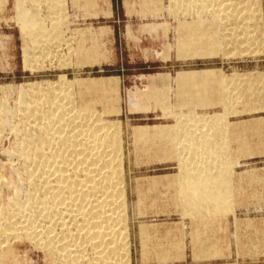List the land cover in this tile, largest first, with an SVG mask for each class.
<instances>
[{
	"label": "rangeland",
	"instance_id": "obj_1",
	"mask_svg": "<svg viewBox=\"0 0 264 264\" xmlns=\"http://www.w3.org/2000/svg\"><path fill=\"white\" fill-rule=\"evenodd\" d=\"M90 1L91 0H83L84 4L82 5L81 0H78V2L74 4L73 10H71L69 8L70 0H21L23 6L29 9L30 7H37L35 5H38V8L40 9H38V13L43 15L41 17L46 22V28L48 30L52 29L50 30L51 32H58V35L60 36L57 38L54 34L51 36V38H49L52 39L53 42L52 40L49 42L48 39V44L46 43V40H43L44 42L42 41V46L44 48H46L48 45L49 46L44 51V54L42 53L43 55L40 56V58L38 57V53H36L37 58L30 68L24 67L25 63L23 59V48L26 45L25 43H27L29 46L32 41H30L28 37L25 40L26 42L23 40L25 38L22 36L23 32L20 29L19 22L16 17L17 0L0 1V112L3 110V108L11 112V115L8 118V126L4 128L2 133H0V171L3 175L5 174L4 177H8L9 180L11 177V180L19 181L20 184H22V195H26V193L30 191V186L29 183H27V178L25 175V166L27 164L26 162L24 163V160L21 157V159H19L14 154L16 153L14 151L16 148L15 146L17 145L19 148L21 145L19 143L21 141L20 138L23 137V135L17 136L12 132L14 127L19 129L21 126H23L24 130L29 127L28 122L24 120L22 115L25 108L24 104H30L36 99L35 97L38 94L48 92V84L57 83L59 78L63 76H65L66 79L73 81L75 84L78 81H83L88 84L92 83L93 81H101L103 82L102 87L104 86L105 90L104 88H94L87 92L84 90L80 91L78 90L79 88L76 87V94L78 97L80 96L79 93L82 92V95L84 94L92 97L93 105L91 104V106L95 105L98 112L110 115L107 117L109 121L121 122V131L123 132L127 197L129 208L131 207L129 211H137L136 207L138 204L140 206L139 210L142 215H152L153 217L158 214L166 215L158 218H143V220H140V222H145L148 224L162 223L165 225L166 223L170 224L174 223V221H180V216L171 215L180 213V211L183 209L181 208L182 206L180 203H182V205L185 203L184 199L182 200L179 195L182 193L179 192L184 191V189H180L185 187L187 181L183 179L180 180V178L178 179L177 175L181 176L188 174L187 172L190 170V168H194L193 166L186 167L189 165L188 163L193 165L195 161L197 165H199V163L201 164V162H204L201 161V159L199 161L197 154L201 153L200 155H202V153L208 149L209 145L215 146L213 148L214 151L213 149H208L211 153L208 152V150L206 151L208 154L210 153L211 157L208 159V161L210 160L211 162L209 161L208 163H217L216 161H222L223 165H221V167L225 173L230 176L231 180L228 179V181L233 185V187H235L234 189L232 187L233 196L230 198L231 202H228L224 205L226 207L228 206L229 209L225 207L224 210L223 206V208H221V210H224L222 211L223 213L220 212L218 215L220 218L219 221L222 222L220 224L221 231H224V229L228 227L226 225H231L232 236L234 232L233 221L235 218H237L239 222H243L245 219L250 218L264 219V128L261 129L263 133L261 136L262 141L261 139L259 140L258 136L254 133L248 132L247 134H237L234 130V128L238 127L242 129L248 125H246V123L242 124L241 122H243V120L247 121V119H255L257 122H264V75L261 74L258 76L259 78H256L259 79L257 80L259 83V99L254 95L251 97V94L247 93L252 92L253 94V92H255V89L252 88V85L255 84L254 80L251 79L242 83V80H245L238 78L235 79L234 77L236 75L234 74L226 76L236 71L237 65L234 64L236 61L245 60L248 61L245 62V65L241 66V68L264 73V0L260 1L259 6L257 5L256 0H218V3L223 4L225 7L226 5L228 6V3L229 5L237 3V7H241L240 9L242 11L240 12L242 13L241 15L236 16L237 18L230 19L229 23L231 22V25L228 27L230 28L231 26L241 31L242 35L239 37L240 41L237 40L236 43L238 45V42H244L243 44H239L240 48L242 49H240L242 53L238 56H231L228 59L224 58L221 53L215 58L200 57V55L199 57H194L191 56L192 54L184 56L170 55V49L174 50L178 44V32L176 29L178 25L175 26L169 24L173 18H181L182 16V18H184L188 23H195L199 20L211 19L209 13H206L208 15H205V13L202 14L203 17L198 15L200 18L192 13L187 14L186 12L183 14L184 8H186L185 10L188 11H196V9H198L195 6L190 7L187 5L188 3H192V1L143 0V3L140 6H143L144 9L133 12L122 11L91 14L74 13L76 10H78L77 8L88 6L91 3ZM214 1L217 3V0ZM214 1L213 3H215ZM61 4L63 7L65 4L64 9H62L63 7H57L61 6ZM173 4H180L181 8L178 6V8H172V11L170 7ZM258 7L262 11V21H260L259 15L255 16V14L252 12L259 9ZM93 9L97 8L93 6ZM251 14L253 16H251ZM245 16L249 17L245 18ZM53 22L57 24L54 25ZM220 22L222 25L219 26V30H221L219 33H222L223 26L225 25L226 21L219 20L218 24H221ZM126 25H129L130 28H127ZM224 28L228 29L225 26ZM101 33L102 35L100 36ZM49 34L51 33L49 32ZM181 35L182 34L180 31V37ZM92 36L95 38V40L94 38H89ZM60 40H62V43ZM246 40L247 43H249L247 45ZM234 41L232 40L233 43H235ZM66 43L72 47L73 51L69 49L68 52ZM93 44H97V46H99L98 50L102 58L98 57V59L93 63L86 62L84 64H77L78 58L75 55V50H77L79 46L81 50H86ZM100 44L102 47H100ZM187 50H190L189 52L193 51L191 48ZM185 51L186 50L184 49L182 53ZM36 52H38V50H36ZM215 69H220L222 74L224 73L223 75L226 79L231 80L232 78L234 79L233 81L237 80L236 82H238L236 86L232 87L233 84H231L230 87L232 88L229 87L231 90H228L227 93L230 94L228 96H232L228 97V99L231 101L230 104L228 102L227 107L226 105L220 103V101H216V103H210V106L205 108L197 106L194 107V103H188L191 101V97L187 102V98L189 97V95H187L188 93H186L185 96L184 94L180 95V93H178L180 89L176 82V78L179 73L185 71ZM165 75L169 78V80L164 84L157 85L158 87L154 86V79ZM154 87H157V89H155L156 91H153L156 96L152 94L154 95V98H151L150 102L143 99L144 95L146 96V94H148L147 92ZM21 98L25 99V103H23V99ZM107 101H110L111 103L108 104ZM77 103L81 104L79 98ZM186 103L190 104L192 107L190 108V106ZM225 107L227 112H233L231 118H227L226 123H222L221 125H217V127L213 128L207 127V125L204 128V126L201 127V125L198 124L199 122L197 123V121L201 119L202 115L209 116L216 113H224ZM164 108L166 109L164 110ZM255 108L256 113L251 114ZM191 115L194 116L195 119H186V116L189 117ZM176 117H180L181 121ZM189 122L190 124L192 123L191 125L193 126H191ZM193 122H195V124ZM140 126L147 127V133L142 136L143 138H140L141 140L137 139L136 142V139L134 138L135 132L133 131ZM156 127L170 129L174 128V131L179 133V135L176 134L178 137L183 135L184 139L193 138L194 140L196 139L198 143H190L189 146H187L189 143L180 146L173 145V143H171V147L170 145H167L165 140L163 141L159 139L155 143L153 142L152 136L157 132L155 129ZM184 129H186V131ZM234 132L236 134H234ZM22 133L24 134V132ZM258 133L259 132H257V134ZM199 136L201 137L199 138ZM213 137L217 138V140L221 138L220 140L222 141L216 140L215 142V138ZM204 140L209 141L207 143V141L205 142ZM151 142H153V144ZM217 143L220 145V147L221 144L222 146L224 145V147H221L223 150H221L223 153L226 151L225 155L223 156H227L224 158L221 156L220 159V155L217 153L219 157H217L216 160L214 155L215 152H217L216 147L219 146ZM154 144L155 146H153ZM254 144L256 147H253ZM175 146L179 147L178 152L180 151L179 153H182L180 154V157H178L179 153H177ZM181 146L182 148H185L186 146L187 147L182 149ZM200 146L202 147L203 152ZM198 147L200 149H198ZM205 147H207V149ZM239 147L243 148L242 151L237 150ZM193 148L194 150L198 149L197 154L196 151L193 153ZM204 148L206 150H204ZM186 150L189 151V153ZM195 155H197L196 158L194 157ZM185 156L187 160H185ZM189 156L192 157L193 160L192 158H189ZM224 163H227L226 167ZM212 166L213 165H210L211 168ZM183 171L185 172L183 173ZM191 171H193V169L189 172L191 173ZM1 173L0 176L3 178ZM151 183L153 186H145V184ZM238 186H240L241 189L238 188ZM9 191L10 190L7 191V189H5L3 192L4 194H2V197H4L3 205L7 202L5 200L10 198L11 191L10 195L8 194ZM188 195L191 196V194ZM178 196L181 200L178 199ZM195 196L197 197V195ZM187 198H185V200ZM137 200L139 203L141 201V203H137ZM185 202H187V200ZM249 205L263 208L258 211H246L245 208H249ZM235 210H237V212H235ZM212 217L214 216L211 215L207 218ZM137 222V226H133L131 222L128 223L130 227V256L128 261L126 260V262H120V264H145L146 261H148L146 263L159 262L157 261L159 258L158 255L164 253L163 249L166 246L172 248L174 246L180 245L179 243H181V245L185 243L189 250L190 237H188V232H186L187 240L183 241L180 230H168L166 232L167 234H171V236L174 235L176 237L180 236L181 238L180 240H166L165 233L161 234L158 227L152 226L150 228V232H147L149 236L146 234L144 235V237L148 239L147 247L148 250L151 249V252L146 253L148 256L146 255L143 260L142 254L140 253L141 239L139 238V223ZM167 227L165 230L168 229ZM59 231L60 229L57 228L56 232ZM241 236L243 237L241 238L242 243H239L241 245H238L239 249H236L235 247L233 236L232 240L230 238V241H228V245L226 241L227 239L223 238V244L225 245L223 247L224 250L220 256H218V258H223V260L218 262H190L187 264H264V238L261 236L256 237L255 235L253 237L250 235V237L247 238L245 232L242 233ZM149 239L152 242H149ZM245 239L248 242V246L246 245L247 242H245ZM250 239H253V241H250ZM10 249H12L13 252ZM41 249L36 247L29 240H14L9 247V250L13 255H7L8 257L4 256V258L7 257V259L0 258V264H67L61 262L62 260L56 255H50L49 257L47 252L43 248ZM94 257L95 255H93L92 251L89 250L86 252V258H88L90 261H93ZM177 259H181V257H178ZM190 259H188V262ZM84 264L88 263L85 262Z\"/></svg>",
	"mask_w": 264,
	"mask_h": 264
},
{
	"label": "bare ground",
	"instance_id": "obj_2",
	"mask_svg": "<svg viewBox=\"0 0 264 264\" xmlns=\"http://www.w3.org/2000/svg\"><path fill=\"white\" fill-rule=\"evenodd\" d=\"M174 1H178V0H174ZM189 1H192V3H188L187 4L188 6L190 7L195 6L198 9H196V11H192V10L188 11V10H185L186 8H184L183 14L187 12V14L192 13L196 16L198 15L202 16V14L204 13L205 15H208L206 13H209V15L211 16V19L210 20H199L198 22H195V23L183 22L181 27L179 26L180 28L178 29V30L181 29L180 31L182 34L181 37L179 38L180 42L178 45L179 46L178 50L179 49L180 50L178 52L182 53L184 49L187 50L191 48L193 49V51L191 50L192 55L191 54L190 55L194 57L195 56L199 57L200 55V57L215 58L216 56H218V54L221 53L224 56V58L228 59L231 56L240 55L242 53L241 52L242 49L240 48L239 44L241 43L243 44L244 42H241V43L238 42V45H237L236 41L237 40L240 41L239 37L242 35V33L237 28L235 29L231 26L230 28L228 27L229 25H231V22L229 23L230 19H235L237 18L236 16L242 14L240 13L242 12L240 9L241 7L240 8L237 7L238 6L237 3L233 5H229L228 3V6L226 5L225 7L223 4H219L218 0H217L218 4L214 0H212V2L211 0H189ZM213 1L215 3H213ZM260 1L261 0H256L258 6L260 5ZM35 6L37 7H30L29 9L23 6V4L21 3V0H17L16 17L19 22L20 29L23 32L22 36L25 38L23 40L24 42H26L25 40L28 37L29 40L32 41V43L30 44L31 46L30 45L28 46L27 43H25L26 45L23 48V59L25 63L24 67L26 68L32 67V64H34L33 62L37 58L36 53H38V57L40 58V56H42L44 54V51L48 48L49 45L46 48L42 46L43 40L47 41L54 34L57 38L60 37L58 35V32L57 33L56 31L51 32L50 30L52 29L48 30L46 28V24H45L46 22L41 17L43 15L38 13V9H39L38 5H35ZM178 6L179 8H181L180 4L178 5L173 4L170 7V9L178 8ZM57 7L62 8L63 6L61 4V6H57ZM64 7H65V4H64ZM64 7L62 9H64ZM255 11H252L253 14H255V16L259 15L260 21H262L261 9L259 8ZM251 16L253 15L251 14ZM248 17L249 16L247 17L245 16V18H248ZM217 19H218V22L219 20L226 21L224 26L227 27L228 29H225L223 26L222 33H219L221 31L219 30L220 29L219 26L222 25V23L220 22L221 24H218ZM53 24L55 25L57 23L53 22ZM49 32L51 34H49ZM101 35L102 33L100 34V36ZM89 38L92 39L94 37L92 36ZM51 40L52 39H49L48 41L50 42ZM232 40L233 41L235 40L234 41L235 43H233ZM48 41L46 42L47 44L49 43ZM60 42L62 43V40H60ZM247 44L249 43H247V40H246V45ZM100 47H102V45ZM67 48H68V52H69V49L73 51L72 47L69 44H67ZM98 49H99V46H97V44H93L91 47H89L86 50H83V49L81 50L79 46V48L75 50V55L78 58L77 64L78 63L84 64L86 62L93 63L94 61L98 59V57L102 58ZM36 50H38V52H36ZM234 78L236 79L237 76H235ZM168 80L169 78L166 77V75L159 76V78L154 79L155 81L154 86H157L159 84H164ZM233 80L234 79L232 78L231 80L226 79L224 75L222 74L221 70L215 69V70L185 71L177 75L176 82L179 85L178 87L180 89V91L178 89L179 91L178 93H180V95L184 94V96L186 93H188L187 94L189 95L188 98L191 97L190 99L191 101H189L188 98H187L188 100L186 99L187 102L189 101L188 103H192V104L194 103L195 104L193 105L194 107L197 106V107L205 108V107L210 106L209 105L210 103H213V102L216 103V101H220V103L226 105L227 107L228 102L230 104V101H231L228 99V97L232 96V95L228 96L230 94L227 92L228 90H231L229 89V87L231 86V84H233L232 87H234L238 83L236 82L237 80L236 81H233ZM256 80H259V79H256ZM102 85H103V82L101 81H93L92 83H89V84L83 81H78L75 84L73 81H70L66 79L65 76H63L59 78V81L57 83L48 84V92L40 93L35 97L36 99L33 100L30 104H24L25 108L23 110L22 115H23L24 120L28 122L29 127L26 128V130H24L23 126L20 125L21 129L20 128L16 129L14 127L12 132L15 133V135L17 136L23 135V137L21 138L19 137L21 140L19 143L21 145L19 146V148L17 147V145L15 146L16 148L14 151L16 153L14 154L19 159L22 158L24 160V163L26 162L27 164V165L25 164L26 166L25 165L24 166L26 167L25 175L27 178V183H29V186H30L29 187L30 191L26 193V195H22V192H21L22 184H20L19 181L11 180V177L9 180V178L4 177L5 174L3 175L0 171V173L3 175V178L0 176V258H4V256L12 254L11 251L13 252V250L10 249L11 250L10 251L9 247L13 243L14 240L22 241V239L24 240L26 239L32 242L36 247H39L40 249L43 248L47 252L49 257L50 255L51 256L56 255L62 260L61 262L67 263V264H84L85 262L88 264L89 263L90 264H114V263L118 264L119 262L120 264V262H126V260L127 261L129 260L128 258L130 256L129 254V240H130L129 239V234H130L129 228L130 227L128 223L132 221V211H129L131 207L129 208V202H128V197H127L125 163H124V148H123V132L121 131V122L109 121L107 117L110 115L98 112L96 110L95 105L91 106L93 102L92 97L88 95H84V94L82 95L81 94L82 92L79 93L80 96L78 97L76 94L77 88H79L78 90L80 91L84 90L87 92L89 90L91 91V89H94V88H98V89L104 88L105 90V87L104 86L102 87ZM253 85H256V84H253ZM157 87H154L151 90H149L147 92L148 94H146V96L144 95L143 99H145L146 101L148 100L150 102L151 98H154L153 97L154 95L156 96V94H154L153 91L157 89ZM78 98L80 99L81 104L77 103ZM21 99H23V103H25L24 102L25 99L24 98H21ZM107 102L108 104L111 103L110 101H107ZM158 103L161 104L160 102ZM188 103L186 104L189 105L191 108L192 106ZM226 107L224 108V111H225L224 113H216V114L209 115V116L202 115L201 119H199L197 123L199 122L198 124L201 125V127L204 126V128L206 127V125L207 127L213 128V127H217V125H221L222 123L223 124L226 123L227 118L233 114V112L232 113L231 112L229 113V111L227 112ZM165 109L166 108H164V110ZM253 111H256V108ZM10 115H11V112L7 111V109L3 108V110H1L0 112V133H2L4 131V128L8 126V121H9L8 118ZM178 118L177 119L180 120V117ZM193 123L195 124V122ZM263 124L264 122H257V121L252 122L251 121L250 126H248L247 128H242V129L238 127L237 128L233 127V128L237 134H247L251 130H254V132L260 131L261 129L264 128ZM185 127H186V124H185ZM179 128H182V127H179ZM155 129L157 130V132L152 136L153 142L155 143L159 139L163 141L165 140L167 145H170L171 147V143L177 146L189 143L187 145L189 146L190 143L192 142L191 139L183 140L184 136H182L181 134H180L181 136L178 137L177 135H179V133L178 132L176 133L174 131V128L170 129V128H163V127L161 128L156 127ZM146 130H147V127L140 126L133 131L135 132L134 138L136 139V142H137V139L143 138L142 136H144L147 133ZM184 130L186 131V129ZM22 132H24V134ZM235 132L234 134H236ZM192 137H193V134H192ZM200 137L201 136H199V138ZM213 138H210V139H213ZM220 139L218 140L222 141ZM216 140L217 138H215L214 141L216 142ZM194 141H196V139L193 140V142ZM153 142L151 143L153 144ZM153 146H155V144ZM214 146L215 145L213 146L209 145L210 148L211 147L213 148ZM218 147H216L217 152H215V155L213 154L215 159L219 157L218 154L220 155V159H221V156L225 155V152H226V151H224V153L222 152L223 149L221 147H224V145L222 146L221 144V147L220 145ZM242 147H239V149L237 150L242 151L243 149ZM178 148L179 147L175 148L177 149V153L180 152V151L178 152L179 150ZM185 148L183 147L182 149H185ZM205 148L207 149V147ZM205 148L204 150H206ZM198 149L200 148L198 147ZM198 149L194 150L193 148V153L196 151V154H197ZM206 151H204L205 152L204 153L202 149V152H203L202 155H200L201 153L197 154L198 156H201V157H198L197 155L194 156L195 158L197 156L199 161L201 159V161H204V162H201V164L199 163V165H197V163H195L194 161L195 164L193 165H191L190 163H188L189 165L187 166L185 165L186 167L188 166L194 167L192 168L193 171H191V173L189 172L190 170H192L190 168V170L187 172L188 174H184L181 176L177 175L178 179L180 178V180L183 179L187 181L186 183L187 186L185 184V187L180 189V190L184 189V191L179 192V193H182V194L184 193V194L183 195L179 194V195L182 200L184 199V203H186L185 205L183 204L184 207L191 208L192 210L195 209L192 211V212L195 211V213L189 212L192 214H199L197 213L196 209L198 210V212H199V209L200 210L203 209L204 211H206V207H211V208L214 207L217 209L223 208L225 204H227L228 202H231L230 198L233 196L232 194L233 185L228 181V179H230V176L227 175V173H225V171L221 167V165H223L222 161H216L217 163H208L210 161V160L208 161V159L210 157L211 152L208 150V152H210L208 154V152ZM187 152L189 153V151ZM180 154L182 153H179L178 157H180ZM226 156H223V158ZM189 158H192V157L189 156ZM198 159H194V160H198ZM185 160H187V158ZM226 164H225V167H226ZM210 165H213L212 168L210 167ZM184 172L185 171H183V173ZM234 188L235 187H233V189ZM238 188L241 189L240 186H238ZM5 189H7V191L10 190L11 195L9 191L8 194L10 195V198H7V200H5L7 201L5 203L6 205L5 204L3 205L4 197H2V194H4L3 192ZM188 194H191V196L189 195L190 196L189 200H188L189 198ZM186 195L188 196V198ZM195 195H197V197ZM185 198H187L186 199L188 200L187 202H185L186 201ZM178 199H179V196H178ZM180 204L182 205V203ZM225 207L226 206H224V210H225ZM226 208H228V206ZM189 211L191 210L189 209ZM213 211H217V210H213ZM189 213H188L189 217L192 216V214H189ZM207 213L208 215H210L209 211ZM208 215L204 213V215L202 216L203 218L205 216H206L205 218L211 216V215L210 216ZM201 221L199 220V222L197 223H199V225L205 224L203 222L200 223ZM208 221H209V218H208ZM57 228L60 229L59 232H56ZM195 230H198V228ZM147 232H150V231L147 230L146 233ZM146 235L149 236L148 233ZM202 236H204V234ZM202 236L200 235L199 238L201 237L200 239H202ZM146 240L147 239H145L144 241ZM150 241L151 240H149V242ZM196 246L198 247L200 245H196ZM211 246L212 245H210L209 247ZM236 246H237V249H239L238 244H236ZM143 247H142V250H145V247L144 248ZM206 248L207 247L204 248L205 249L204 252L208 250V249L206 250ZM89 250L93 252V255H95V257L93 258V261H90L88 258H86V252ZM7 257H5L4 259H7ZM166 258L168 257L166 256ZM169 259L171 260V258Z\"/></svg>",
	"mask_w": 264,
	"mask_h": 264
},
{
	"label": "crops",
	"instance_id": "obj_3",
	"mask_svg": "<svg viewBox=\"0 0 264 264\" xmlns=\"http://www.w3.org/2000/svg\"><path fill=\"white\" fill-rule=\"evenodd\" d=\"M77 2H78V0H70V2H69V8L71 10H73L74 4L77 3ZM90 2L91 3L88 6H86V7H90L91 6V8L80 7L81 9L80 8H77L78 10H76L74 13L75 14L76 13H80V14H91V13H107V12H122V11H125V12L132 11L133 12V11H137V10L144 9L143 6H140L143 3V0H91ZM81 3H82V5L84 4L83 3V0H81ZM93 6L95 8H97V9H93ZM183 22H187V21H185V19L181 17V18H173L172 21L169 23V24L175 25V26L178 25V27L176 28L177 29V32H178V42H177L178 44H177V46H176V48L174 50L173 49H170V55L171 56H184V55H190V54H192L188 50H186L184 53H179L178 52L180 50V49L178 50V48H179L178 45H179V42H180V39L179 38H180V30H181V29L180 30H178V29L181 27V25L183 24ZM126 26H127V28H130L129 25H126ZM247 61L248 60H245V61H236L234 63L235 65H237L236 71L233 72V73H230L229 75H226V76H230V75L234 74V75L237 76V78L244 79L245 80V81H242V82H246V80H251V79L254 80V83L256 85H252L253 86L252 88L255 89V92H253V94H252V92H247V93L248 94H251V95H254L256 98H258V95H259L258 94V92H259V83L256 80V78H258V76H260L261 74L264 75V73H262V72L259 73L258 71H255V70L241 68V66L245 65V62H247ZM217 70H220V69H217ZM249 76H250V78H248ZM252 113L254 114V113H256V111H252L251 114ZM229 118H231V116ZM186 119H195V117L192 116V115L189 116V117L186 116ZM251 121H256V120L255 119H247V121L246 120H243V122H241V123L242 124L243 123H246V125L248 124L245 127V128H247L248 126H250ZM258 132L259 133L257 134V131H255V132H254V130H251L250 131V133L256 134L258 136L259 140H260L261 139V136L263 135V133H262L261 130L258 131ZM193 140L194 139H191V141H192L191 143H195L197 141L196 140V141L193 142ZM261 141H262V139H261ZM253 147H256V145H253ZM213 148L211 147L210 149H213ZM195 163H193V164H195ZM152 183L151 184H145V186H150V185L153 186ZM160 185H162V184H160ZM189 199H190V196H189L188 200ZM137 203H138V200H137ZM184 205H181L182 206L181 208H183V209L180 211V213H176L174 215H171V216H176V215L180 216V218H181L180 221L179 222L174 221V223H170V224H167L166 223L165 225L162 224V223H159V224H148V223H145V222L142 223V222H140V220H143V218L153 217V216L152 215H144V214L142 215L141 212H140V210H139L140 208L138 207V204H137V207H136L137 208V211H134L133 210L131 223L133 224V226H137L136 225V222L137 221H138L137 223H139L138 224V231H139V236H140L139 238L141 239V242H140V244H141V251H140V253L142 254V259L144 258V256L147 255L146 253H150L151 252V249L146 250V249H148L147 244H146L148 239L146 241H144L146 239L144 237V235L147 234L146 233L147 230L150 231V228L152 226L158 227V229H160L159 232L161 234H164L165 233L166 240H175V239L180 240V238H181L180 236H178V237H176L174 235L171 236L170 234H167L166 233L168 230H174V229L180 230V232L182 233V239H183V241L187 240L186 232H188V237H190L189 238V241H190V243H189L190 244L189 250H188V247H187V245L185 243H183L182 245L180 244L178 246H174V247H172L173 249H171L170 247H168V248L165 247L163 249L164 253H161L160 255H158L159 258L157 259V261H159V262L146 263V262H148V261H146L145 264H175V263H185V264H187V263H190V262H205V261L206 262H209V261L210 262H218V261L223 260V258H218V256H220V254L224 250L223 247L225 245L223 244V238L224 239H227L226 241H227V245H228V241H230V238L232 240V236H233V239L235 241V247H236V249H237L236 244L239 245L240 242L242 243V239H241L243 237V236H241L242 235V232L244 233L246 231L245 232V235L247 236V238L250 237V235L252 237L255 235L256 237L261 236V237L264 238V219H251L250 218V219H245V221H243V222H239V221H237V218H235V220L233 221V229H234V232H233V235L231 236V225L230 226L229 225H226L228 227L225 228L224 231L220 232L221 231V228H220L221 221H219L220 220L219 216L209 218V221H208V218L207 219H203V216L202 215H204V213H206L208 215V213H207L208 211H209V214L212 215V216L219 215L220 212L224 211V210H220L221 208L217 209V208H214V207L213 208L209 207V208H206V211H204L203 209H201V210L199 209V212L196 209L197 213L200 214L199 215V214H192V213H195V211L192 212L195 209L192 210L191 208L184 207ZM132 207H133V203H132ZM262 208L263 207H253L252 205H249V208H245V210L246 211H250V210L258 211V210H261ZM189 209L191 211H189ZM210 210H211V212H210ZM213 210H217V211H213ZM189 212H192V213H189ZM235 212H237V210H235ZM188 213L189 214H192V216H194V215L195 216L194 217L190 216V218H189ZM185 214H186V216H185ZM196 215H198V216H196ZM161 216H166V215L158 214V215H155L153 218H158V217H161ZM196 217H199V218L196 219ZM186 218H189V219H186ZM192 218H194V219H192ZM198 219L200 221L202 220L200 223L203 222L205 224H200L199 225V223H197V222H199ZM206 222H207V224H206ZM204 225H206L207 227L204 226ZM208 225H209V227H208ZM166 227L168 228L167 230H165ZM201 227H203V228H201ZM197 228H198L199 231L198 230H195ZM161 229H164V230H161ZM143 231H144V233H143ZM203 234H204V236H202ZM196 235H198V236H196ZM200 235L202 236V239H200L201 237L199 238ZM211 240H212V242H211ZM251 240L252 239H250V241ZM196 242H198V243H196ZM245 242H247V241H245ZM263 243H264V240H263ZM209 244L212 245V246L216 245V246H214L216 248H214L212 246L209 247L210 246ZM143 245L145 247V250H142ZM196 245H200V246L197 247ZM246 245L248 246V242L246 243ZM201 247H203V248H201ZM205 247H207L206 250L207 249L208 250L210 249L211 251L209 250V252H208V250H207L206 252H204L205 251V249H204ZM212 250L215 251V252H213ZM180 252H182V253H180ZM195 254H196V256H195ZM198 254H200V255H198ZM212 254L215 255V256H213ZM166 256L168 258H166ZM178 257H181V259H177ZM169 258H171V260ZM188 259H190L189 262H188Z\"/></svg>",
	"mask_w": 264,
	"mask_h": 264
}]
</instances>
